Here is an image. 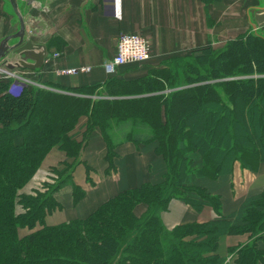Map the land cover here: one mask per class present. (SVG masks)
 <instances>
[{
	"label": "trees",
	"instance_id": "16d2710c",
	"mask_svg": "<svg viewBox=\"0 0 264 264\" xmlns=\"http://www.w3.org/2000/svg\"><path fill=\"white\" fill-rule=\"evenodd\" d=\"M261 32L194 48L135 79L116 72L103 83L10 89L12 80L0 78V264H264V190L225 214L221 195L189 183L232 174L236 162L257 171L264 161ZM208 120L211 136L203 132ZM96 131L107 143L108 174L120 142L155 143L162 181L127 188L85 218L48 224L64 208L62 190L75 204L85 197L74 171ZM54 147L67 159L51 168L52 182L23 192ZM173 199L197 211L212 206L218 216L168 228L162 214ZM244 233L248 243L219 254L222 236Z\"/></svg>",
	"mask_w": 264,
	"mask_h": 264
},
{
	"label": "crops",
	"instance_id": "0c3cea01",
	"mask_svg": "<svg viewBox=\"0 0 264 264\" xmlns=\"http://www.w3.org/2000/svg\"><path fill=\"white\" fill-rule=\"evenodd\" d=\"M23 12L42 18L47 28L43 35L33 36L34 42L44 44L48 51L39 70L17 68L19 80L29 83L56 82L69 86L103 83L112 75L104 63L114 57L121 33H140L151 47V57L143 63L119 66L117 72L125 79L145 76L153 67H161L173 56L207 45L221 46L228 40L253 29L249 9L258 0H21ZM19 28L18 19L0 0V42ZM261 28L264 29V26ZM28 33H30L29 29ZM217 47V46H216ZM90 66L79 75H59L65 67ZM18 89L19 87H14ZM81 138V136L79 137ZM155 143L137 144L122 141L117 146L115 171L107 173V143L98 131L93 133L82 150L81 163L75 168L74 180L86 195L77 204L70 189H64L58 200L64 208L46 217L48 224L73 218H85L102 203L121 191L150 181H162L166 172L163 158L155 152ZM197 163L201 157L194 155ZM67 159V153L54 147L44 158L33 178L22 189L31 193L51 175V168ZM87 166L90 171L87 172ZM191 185L219 194L223 213L239 207L248 196L264 190V161L257 171L242 168L236 162L232 174L218 179L191 176ZM194 195V194H193ZM142 213L143 207L138 208ZM218 215L212 206L197 211L180 199H173L162 214L168 228L188 222H206ZM250 234L224 235L219 254L228 255L229 247L248 243ZM264 248V240L261 242Z\"/></svg>",
	"mask_w": 264,
	"mask_h": 264
},
{
	"label": "water",
	"instance_id": "95a60500",
	"mask_svg": "<svg viewBox=\"0 0 264 264\" xmlns=\"http://www.w3.org/2000/svg\"><path fill=\"white\" fill-rule=\"evenodd\" d=\"M21 0H5L8 10L18 19L16 32L5 36L0 42V66L9 70L28 68L39 70L48 56L44 44L36 43L31 35L41 36L47 28L46 22L31 13L25 14L21 8ZM88 3L90 0H87ZM249 9V19L254 31L260 34L264 26V0ZM30 33H28V30Z\"/></svg>",
	"mask_w": 264,
	"mask_h": 264
},
{
	"label": "built area",
	"instance_id": "2783aa9c",
	"mask_svg": "<svg viewBox=\"0 0 264 264\" xmlns=\"http://www.w3.org/2000/svg\"><path fill=\"white\" fill-rule=\"evenodd\" d=\"M151 57V47L148 39L140 33H121L117 40V51L114 57L105 61L107 73L115 74L119 66L143 63ZM90 66L65 67L58 70L59 75H79L89 72ZM0 78H19L17 70H9L0 66ZM17 87L16 86H12Z\"/></svg>",
	"mask_w": 264,
	"mask_h": 264
},
{
	"label": "rangeland",
	"instance_id": "374dc122",
	"mask_svg": "<svg viewBox=\"0 0 264 264\" xmlns=\"http://www.w3.org/2000/svg\"><path fill=\"white\" fill-rule=\"evenodd\" d=\"M261 31H264L263 30V28L261 29ZM217 47H218V45H216ZM10 80H12V84L10 85V89H11V87L14 85V86H16L17 85V87H22V86H25V85H28V84H31V83H29V82H27V81H25V80H22L21 78H20V80H19V78H17V81H16V78H10ZM106 81V80H105ZM34 84H37V85H41V86H44L43 85V83H41V82H39V83H37V82H35ZM94 97L95 98H98V96L97 95H94ZM100 97V96H99ZM84 119H82L81 120V123H84ZM211 123H209V120H208V122L205 124V127H204V134H206V135H208V136H211L210 135V133H209V130L211 131ZM208 132V133H207ZM81 138H82V133H81ZM121 137H119V139H120ZM45 181H49V182H52V179H50V175L48 176V179L47 180H45ZM44 182V181H43ZM43 182H41V185L39 186L40 188H42L43 189V187H42V183ZM34 192V191H33ZM20 210V209H19ZM27 232V230L25 229V230H23V231H21V234L23 235L24 233H26Z\"/></svg>",
	"mask_w": 264,
	"mask_h": 264
}]
</instances>
